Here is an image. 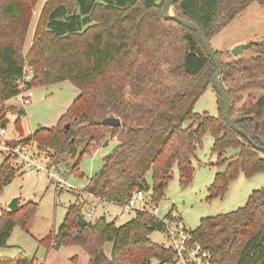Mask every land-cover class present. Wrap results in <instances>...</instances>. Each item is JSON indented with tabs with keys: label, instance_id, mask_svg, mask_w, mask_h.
Masks as SVG:
<instances>
[{
	"label": "trees",
	"instance_id": "1",
	"mask_svg": "<svg viewBox=\"0 0 264 264\" xmlns=\"http://www.w3.org/2000/svg\"><path fill=\"white\" fill-rule=\"evenodd\" d=\"M38 1L0 0V103L19 93L17 81L25 62L32 69L28 88L68 80L79 94L55 126L32 132L17 118L10 144L34 140L39 148L51 150L54 160L62 153L74 156L76 141L82 139L79 160L99 143L115 138L84 190L120 207L132 192L148 188L157 206L174 167L180 184L188 185L192 159L206 134L213 137L211 152L217 165L226 163L208 186L207 200L223 198L239 172L252 177L264 171V153L255 148L259 141L253 136L264 140V93L250 92L243 98L250 89L264 90V35L251 40L240 56L222 62L230 116L241 117L236 124L251 136L249 141L225 121L217 93L216 116L194 111L196 101L212 87L216 67L195 31L162 17L167 0H46L24 57ZM252 2L264 7V0H176L171 12L194 22L210 41ZM215 53L221 60V53ZM108 116L119 118L120 126L101 123ZM6 117L1 109L0 127L5 128ZM230 148L238 152L226 158ZM10 169L5 160L0 163V188ZM35 209L31 201L0 213V248L7 246L16 225L28 226ZM80 210L79 203H71L57 231L41 243L55 249L80 245L89 255L87 264H150L152 257L160 264L171 261L172 251L149 238L153 231H163L154 214L137 211L121 225L102 216L81 227ZM190 232L211 251L214 264H264V186L253 190L243 206L201 218ZM105 243H111L109 256ZM35 261L22 254L0 256V264Z\"/></svg>",
	"mask_w": 264,
	"mask_h": 264
},
{
	"label": "rangeland",
	"instance_id": "2",
	"mask_svg": "<svg viewBox=\"0 0 264 264\" xmlns=\"http://www.w3.org/2000/svg\"><path fill=\"white\" fill-rule=\"evenodd\" d=\"M45 1L39 0L33 9L23 48L24 57L31 44L40 10ZM263 35L264 7L257 2H252L216 33L209 43L214 51L221 53V61L224 62L235 57L230 50L236 43L251 41ZM31 89L33 95L28 98L24 97L23 101L13 97L5 103H0V110L3 109L6 112L5 130L9 137L14 136L13 123L17 118L24 121L32 132L40 127L55 126L79 94L78 88L68 80ZM250 92L259 95L264 93V90L250 89L244 93L243 98ZM194 111L211 116L217 115L216 92L212 87H208L199 97L194 104ZM114 140L109 139L106 144L99 143L90 154L84 153L78 160L84 144L82 139H78L76 141L77 153L74 156L69 153L55 155L53 168L65 184L71 185L76 190H82L91 175L102 167V158L111 152L115 145ZM212 142L213 137L206 134L201 148L197 150L192 159L194 172L188 185L180 184L178 169L173 168L172 178L155 210L156 216H164L171 209H175L185 225L193 230L201 218L230 212L243 206L253 190L264 186V171L252 177H246L243 172H239L237 177L229 182L223 198L207 200V188L212 183L215 173L222 171L226 165V163L217 165V156L211 152ZM237 152L236 148H230L226 151L225 157L229 158ZM2 160L3 156L0 154V163ZM75 162H77L76 174L72 171ZM146 180L151 187L150 172L146 175ZM78 194V191H68L59 187L55 177L36 174L25 176L10 169L0 188V213L9 210L8 204L14 197H19L20 205L34 202L36 209L26 228L20 225L14 227L8 238L7 246L0 248V256L13 258L22 254L25 257H35L34 264H87L89 255L80 245H67L55 249L41 243V240L51 232L57 231L68 206L77 202ZM93 203L95 210L91 217H88L86 205L81 206L80 213L88 221L93 222L104 216L108 222L113 221L115 225H121L135 217L134 212L125 213L115 203L100 200H94ZM149 238L152 242L162 246L168 245V240L161 230L153 231ZM110 250L111 243H105L104 252L107 256L110 255ZM150 264H160V262L152 257Z\"/></svg>",
	"mask_w": 264,
	"mask_h": 264
},
{
	"label": "built area",
	"instance_id": "3",
	"mask_svg": "<svg viewBox=\"0 0 264 264\" xmlns=\"http://www.w3.org/2000/svg\"><path fill=\"white\" fill-rule=\"evenodd\" d=\"M31 80L32 69L25 62L22 75L17 81L19 93L14 98L23 101L24 97L28 98L33 95L32 89L27 86ZM0 154L3 156L2 161L5 160L8 166L17 174L25 176L34 174L49 175L56 178L59 187L68 191H78L76 201L81 206L86 205L88 217L94 214L95 205L93 201L99 199L84 189L76 190L71 185L65 184L53 168L52 163L54 160L51 150L39 148L34 140L14 145L10 144V137L6 134L5 128L0 127ZM121 209L125 213L150 212L156 216L157 206L152 201L151 190L138 189L132 192L128 201L121 206ZM158 218L162 223L163 233L168 240V245L164 247L169 248L173 253L171 261L163 264H214L211 251L192 239L190 229L175 209H171L164 216Z\"/></svg>",
	"mask_w": 264,
	"mask_h": 264
},
{
	"label": "water",
	"instance_id": "4",
	"mask_svg": "<svg viewBox=\"0 0 264 264\" xmlns=\"http://www.w3.org/2000/svg\"><path fill=\"white\" fill-rule=\"evenodd\" d=\"M176 0H167L162 8H161V15L164 19H172L174 21H176L177 23L181 24L182 26L195 31L199 41L201 42L205 52L207 53V55L211 58V60L214 62L216 70L212 75V79H211V83H212V87L215 89L216 93L219 95V97L221 98L223 105H224V113H223V117L225 119V121L227 122V124L237 133L241 134L244 138H246L247 140L251 141V136L249 134H247L245 131H243L242 129H240L236 122L241 119V117H231L230 116V102L229 99L227 97L226 91L224 89V86L222 84L221 81V74H222V69H223V63L222 61L217 57L215 51L212 49L210 43L208 40H206L203 35L202 32L200 30V28L192 21L187 20L185 18H182L176 14H173L171 12V7L173 5V3ZM251 44V41H246V42H240L235 44L231 50L230 53L233 56H238L239 54H241L245 49H247ZM101 123L109 125V126H120L121 122L120 119L115 117V116H108L106 118H104ZM253 136H255L259 143L258 144H254L255 148L264 153V140H262L256 133L253 134ZM19 205V197H14L11 202L8 204V208L9 210H13L15 208H17ZM77 223L79 224V226L81 227H85L88 224V220L83 217L81 214H78L77 216Z\"/></svg>",
	"mask_w": 264,
	"mask_h": 264
},
{
	"label": "crops",
	"instance_id": "5",
	"mask_svg": "<svg viewBox=\"0 0 264 264\" xmlns=\"http://www.w3.org/2000/svg\"><path fill=\"white\" fill-rule=\"evenodd\" d=\"M239 43V42H238ZM237 44V43H236ZM113 139H115V138H113ZM112 140V139H111Z\"/></svg>",
	"mask_w": 264,
	"mask_h": 264
}]
</instances>
